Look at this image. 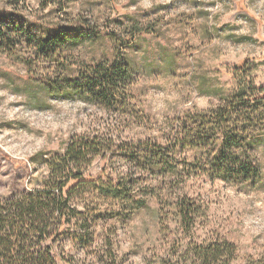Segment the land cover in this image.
<instances>
[{"label": "rangeland", "instance_id": "1", "mask_svg": "<svg viewBox=\"0 0 264 264\" xmlns=\"http://www.w3.org/2000/svg\"><path fill=\"white\" fill-rule=\"evenodd\" d=\"M56 3L24 0L14 10L0 1V202L42 189L49 176L44 161L77 138L99 136L109 146L87 171L103 184L75 200L95 237L62 241L74 264H183L187 249L216 242L235 247L234 264H264V176L254 189L211 180L199 154L180 151L182 176L164 179L121 154L164 147L186 115L216 110L219 96L232 95L242 82L233 69L245 60L253 61L254 87L264 89V0ZM45 27L71 29L54 59H39L32 48ZM116 62L135 72L127 111H110L70 90L88 67ZM49 81L62 93L42 86ZM261 144L255 153L264 174V139ZM102 185L130 197L104 198ZM177 203L196 209L188 228L177 220Z\"/></svg>", "mask_w": 264, "mask_h": 264}, {"label": "trees", "instance_id": "2", "mask_svg": "<svg viewBox=\"0 0 264 264\" xmlns=\"http://www.w3.org/2000/svg\"><path fill=\"white\" fill-rule=\"evenodd\" d=\"M0 1L15 10L24 0ZM41 1L45 5L57 4V0ZM243 16L246 20L252 18L247 13ZM43 30L44 39L32 48L39 59H54L58 55L59 42L71 33V29L45 27ZM251 62L245 60L234 66L233 73L241 77L242 82L232 95L219 96L221 105L216 110L186 115L180 130L164 147L123 148V157L134 164H144L151 172H161L164 179L172 177L175 180L182 176L175 161L178 152L197 153L203 158L204 174L211 180L241 183L251 189L259 186L264 174L255 152L264 139V89L255 88L249 79ZM134 76L128 63L88 67L72 82L70 90L91 104L115 112L127 111L126 92ZM42 86L62 93L54 82H42ZM186 121L191 123V128L185 127ZM107 145L99 136L73 140L63 153L43 162L49 176L42 189L24 191L0 202V264H74L69 259L71 256H66L62 241L72 237L75 238L72 241L83 244L92 242L95 237L85 227L88 219L75 200L81 191L103 184L101 177H93L87 169L95 154ZM182 168L186 171L188 165ZM102 188L104 198L121 201L130 197L113 186L105 189L102 185ZM195 210L192 205L177 203L175 212L182 227L190 226L197 216ZM185 254L190 259L183 264H234L236 249L228 243L216 242L194 247L191 251L187 249Z\"/></svg>", "mask_w": 264, "mask_h": 264}]
</instances>
